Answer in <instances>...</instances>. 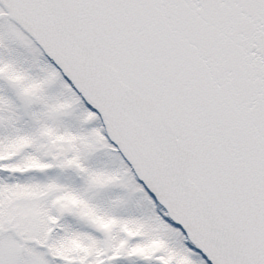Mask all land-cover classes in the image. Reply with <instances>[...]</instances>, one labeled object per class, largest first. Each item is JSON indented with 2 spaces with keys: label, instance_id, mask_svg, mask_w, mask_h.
Listing matches in <instances>:
<instances>
[{
  "label": "snow or ice",
  "instance_id": "1",
  "mask_svg": "<svg viewBox=\"0 0 264 264\" xmlns=\"http://www.w3.org/2000/svg\"><path fill=\"white\" fill-rule=\"evenodd\" d=\"M0 264H264V0H0Z\"/></svg>",
  "mask_w": 264,
  "mask_h": 264
}]
</instances>
